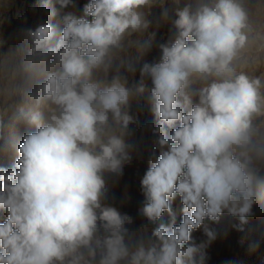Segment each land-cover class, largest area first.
<instances>
[{
    "label": "clouds",
    "instance_id": "9594fccd",
    "mask_svg": "<svg viewBox=\"0 0 264 264\" xmlns=\"http://www.w3.org/2000/svg\"><path fill=\"white\" fill-rule=\"evenodd\" d=\"M59 3L66 7L71 0ZM148 3L90 0L83 11L92 19L65 14L55 47L51 25L30 32L44 76L36 103L49 116L46 123L32 116L36 131L24 136L13 167H0V210L7 214L0 223V264H195L196 249L184 247L192 229L225 209L242 221L249 214L260 171L255 161L264 160L253 117L264 109V98L259 79L233 75L247 42L246 14L237 0L177 10L174 43L161 46L159 63L141 69L142 79L150 76L154 85L160 153L140 181L146 199L140 214L155 223L167 211L173 222L153 230L155 242L133 251L125 242L130 217L101 203L103 173L121 171L128 159L123 139L106 128L109 114L127 127L131 117L121 105L130 90L119 76L106 87L87 77L128 30L147 28L138 9ZM193 76L214 78L199 90L197 104L189 92ZM177 195L179 226L170 206Z\"/></svg>",
    "mask_w": 264,
    "mask_h": 264
},
{
    "label": "rangeland",
    "instance_id": "374dc122",
    "mask_svg": "<svg viewBox=\"0 0 264 264\" xmlns=\"http://www.w3.org/2000/svg\"><path fill=\"white\" fill-rule=\"evenodd\" d=\"M90 0H71L62 7L59 0H0V167L11 169L18 158V147L24 136L36 131L31 122L39 114L41 122H48L49 111L44 105H37L36 99L44 81L37 54H33L30 32L49 24L55 33L51 46L59 42L64 23L63 17L71 12L77 17L85 16L83 8ZM212 0H149L141 6L147 28L128 30L119 47L110 49L104 65L92 68L90 77L101 87L110 86L113 77L119 76L121 83L130 90L129 100L121 105L122 113L131 120L127 127L118 124L109 114L106 128L108 135L121 137L126 145L128 159L119 172L105 171L102 178L105 187L101 203L115 207L130 217L126 223L125 242L131 250L143 243L155 242L154 229L160 225L168 227L173 218L167 211L155 222H149L140 214L146 199L141 189V179L160 153L158 143L160 131L158 117L154 112L155 101L151 89L154 86L150 76L141 77L144 64L159 63L162 45L174 43L177 36L175 20L177 10L190 5L192 10ZM246 14L247 42L233 61V75L241 73L261 82L260 94L264 98V0H237ZM190 77L189 92L192 104L199 102V90L212 82ZM143 84V91L138 89ZM54 107V106H52ZM187 110H190V106ZM256 130L254 141L264 150V109L253 117ZM169 133L172 129L165 126ZM107 141V135L104 137ZM260 169L254 181V203L242 221L238 215L225 209L217 219L205 217L197 229L190 231V240L184 247H193L195 264H264V160L255 161ZM175 224L183 221V204L177 195L171 201ZM6 211L0 210V223L6 219ZM207 231L212 233L208 236ZM125 264V262H122Z\"/></svg>",
    "mask_w": 264,
    "mask_h": 264
}]
</instances>
